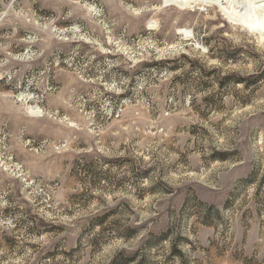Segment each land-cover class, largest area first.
I'll return each mask as SVG.
<instances>
[{
  "label": "rangeland",
  "instance_id": "1",
  "mask_svg": "<svg viewBox=\"0 0 264 264\" xmlns=\"http://www.w3.org/2000/svg\"><path fill=\"white\" fill-rule=\"evenodd\" d=\"M162 2L0 0V264H264V41Z\"/></svg>",
  "mask_w": 264,
  "mask_h": 264
},
{
  "label": "bare ground",
  "instance_id": "2",
  "mask_svg": "<svg viewBox=\"0 0 264 264\" xmlns=\"http://www.w3.org/2000/svg\"><path fill=\"white\" fill-rule=\"evenodd\" d=\"M166 6H176L182 10L199 9L198 6H217L233 24L245 28L264 41V0H162ZM162 2V3H163ZM243 5V7H242ZM191 36L188 30H181Z\"/></svg>",
  "mask_w": 264,
  "mask_h": 264
},
{
  "label": "trees",
  "instance_id": "3",
  "mask_svg": "<svg viewBox=\"0 0 264 264\" xmlns=\"http://www.w3.org/2000/svg\"><path fill=\"white\" fill-rule=\"evenodd\" d=\"M255 178V175L254 177L252 178V180ZM247 183H250V180L248 179ZM257 183H260L259 185H264V178L261 179L259 182ZM219 214V213H218ZM135 261V257H129V258H125V261L123 263H120V264H130L132 262ZM117 264V261H114V264Z\"/></svg>",
  "mask_w": 264,
  "mask_h": 264
}]
</instances>
